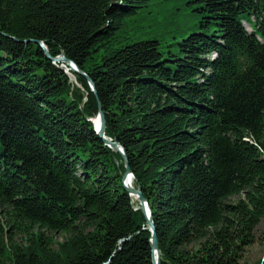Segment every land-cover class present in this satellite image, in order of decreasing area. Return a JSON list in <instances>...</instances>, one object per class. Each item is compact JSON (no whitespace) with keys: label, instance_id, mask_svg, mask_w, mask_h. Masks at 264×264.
Returning a JSON list of instances; mask_svg holds the SVG:
<instances>
[{"label":"trees","instance_id":"trees-1","mask_svg":"<svg viewBox=\"0 0 264 264\" xmlns=\"http://www.w3.org/2000/svg\"><path fill=\"white\" fill-rule=\"evenodd\" d=\"M99 109L159 264H242L264 218V0H0V264H152Z\"/></svg>","mask_w":264,"mask_h":264},{"label":"water","instance_id":"water-1","mask_svg":"<svg viewBox=\"0 0 264 264\" xmlns=\"http://www.w3.org/2000/svg\"><path fill=\"white\" fill-rule=\"evenodd\" d=\"M36 44L42 49L45 57L48 60H50L53 64L62 63V64H64V66H62V67H65V66L68 67V69H66L65 72H68V70H70L77 75L84 76V74L72 62H70L64 56H61L59 58H51L50 55L48 54L46 48L44 47V45L41 42H36ZM87 81H88V84L90 86L91 91L94 92L93 83L88 78H87ZM96 118L99 120V126L98 127H96L94 122L92 121V123L94 125L95 133L101 138V140L103 141V143L107 147H109L114 152L120 154V156L122 157V160H123V163H124V166L126 169L125 174L123 176L124 189L129 193V195L131 197H134L138 201L140 208L145 215V218L147 221V230L151 234L150 242H151V249H152V264H159L160 263V252H159V248H158V242H157L156 232H155V228H154V224H153V220H152V215L150 212V208L147 205V201L142 196L140 190L137 188H133L131 185L133 176H132L130 169L127 165V158L125 156V153H124L122 147L116 141H112V140L104 137L105 118H104V115L100 109H99V113H98Z\"/></svg>","mask_w":264,"mask_h":264},{"label":"rangeland","instance_id":"rangeland-1","mask_svg":"<svg viewBox=\"0 0 264 264\" xmlns=\"http://www.w3.org/2000/svg\"><path fill=\"white\" fill-rule=\"evenodd\" d=\"M177 7L180 10L182 15L181 19L184 20L182 22L183 25L188 26H198L200 15L197 18H193L192 16L195 15L194 12H191V7L186 6L182 1L175 3L173 8ZM179 11H177L178 13ZM198 28V27H197ZM247 31L250 30L248 26H245ZM214 55L211 56L213 58ZM71 82H74V78L70 76ZM94 120V119H93ZM92 120V121H93ZM132 185V182H131ZM133 200H136L132 197ZM137 201V200H136ZM237 198H233L231 203H236ZM55 240L58 242H62V237L60 235H55ZM264 259V218L260 221L259 225L256 227L253 233V243L252 245L246 250L245 255L243 257L242 264H257L259 260Z\"/></svg>","mask_w":264,"mask_h":264},{"label":"bare ground","instance_id":"bare-ground-1","mask_svg":"<svg viewBox=\"0 0 264 264\" xmlns=\"http://www.w3.org/2000/svg\"><path fill=\"white\" fill-rule=\"evenodd\" d=\"M93 122H94V124H95V126H96V127H98V126H99V120H98L97 118H96V119H94V120H93Z\"/></svg>","mask_w":264,"mask_h":264}]
</instances>
